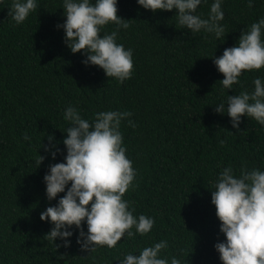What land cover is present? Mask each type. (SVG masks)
<instances>
[{"label":"trees","instance_id":"16d2710c","mask_svg":"<svg viewBox=\"0 0 264 264\" xmlns=\"http://www.w3.org/2000/svg\"><path fill=\"white\" fill-rule=\"evenodd\" d=\"M11 3L0 0V264H119L124 254L139 255L160 240L168 242L161 255L169 261L177 256L181 264H222L214 245L226 238L211 203L212 188L224 167L236 175L241 168L264 171V126L243 116L238 131L214 104L254 90L264 66L242 70L232 89H225L211 56L222 55L264 16V0H254L252 7L246 0H223L220 38L182 29L175 9L153 12L136 0H118L117 14L129 27L117 29L109 22L102 31H118L117 43L133 49L132 76L123 83L99 66H85L81 53L65 45L64 31L56 27L66 19L63 0H38L21 24L9 16ZM211 3L198 6L202 17ZM70 104L90 121L98 111L131 113L120 131L136 171L122 198L134 216L154 219L149 233L122 237L116 246L90 253L76 243L74 226L69 247L57 239V248L44 237L52 224L40 213L64 193L49 200L43 177L66 155L62 141L69 122L63 112ZM50 144L61 150L55 159L45 151ZM39 154L45 158L38 166Z\"/></svg>","mask_w":264,"mask_h":264},{"label":"clouds","instance_id":"9594fccd","mask_svg":"<svg viewBox=\"0 0 264 264\" xmlns=\"http://www.w3.org/2000/svg\"><path fill=\"white\" fill-rule=\"evenodd\" d=\"M136 2L153 12L175 9L177 23L192 34L204 31L216 38L224 35L223 0H212L206 18L197 9L207 0ZM37 3L38 0H12L11 20L21 24L36 9ZM117 3L118 0H63L66 19L56 27L63 29V42L70 51L80 52L84 57L81 62L85 66H99L107 77L123 83L132 76L133 49L117 43L118 31H102L109 22H114L117 29L129 27L128 20L117 14ZM246 3L252 7L254 0H246ZM211 57L217 71L223 74L219 82L225 89H232L242 70L261 69L264 66V16L242 30L235 45L225 48L222 55ZM253 84L251 92L228 94L226 100L214 104V111L231 117L229 122L238 131L243 116L264 126V77L257 76ZM130 116L128 111H98L90 121L71 104L64 109L63 118L69 122L62 141L66 155L63 162L50 164L43 177L49 200L64 193L56 204L40 213L42 221L52 224L44 236L48 241L55 243L59 239L62 246L69 247L74 226L79 230L76 243L82 251L90 253L99 246L114 247L122 237L145 235L152 229L154 219L144 214L134 216V209L122 198L133 186L136 171L126 156L120 131L122 120ZM128 124L135 127L130 119ZM24 139L30 140V136L25 133ZM47 139L52 142L54 136L49 134ZM219 143L223 144L224 140ZM44 148L53 159L61 151L56 144L44 145ZM44 158L39 154L35 161L38 166ZM212 189L211 203L226 238L214 245L222 264H264V171L241 168L236 175L231 166L224 167ZM55 245L61 247V244ZM167 247L166 240L154 242L143 247L139 255L124 254L119 264H181L177 256L169 261L161 255Z\"/></svg>","mask_w":264,"mask_h":264}]
</instances>
